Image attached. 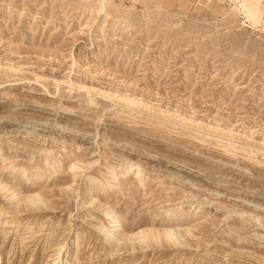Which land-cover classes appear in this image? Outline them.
<instances>
[{
  "label": "rangeland",
  "instance_id": "1",
  "mask_svg": "<svg viewBox=\"0 0 264 264\" xmlns=\"http://www.w3.org/2000/svg\"><path fill=\"white\" fill-rule=\"evenodd\" d=\"M0 264H264V0H0Z\"/></svg>",
  "mask_w": 264,
  "mask_h": 264
},
{
  "label": "bare ground",
  "instance_id": "2",
  "mask_svg": "<svg viewBox=\"0 0 264 264\" xmlns=\"http://www.w3.org/2000/svg\"><path fill=\"white\" fill-rule=\"evenodd\" d=\"M100 3H101V9L105 6V4H103L101 1H100ZM148 123H150V122H148ZM157 124V123H156ZM160 124V123H159ZM151 125V124H150ZM153 125V124H152ZM226 144V143H225ZM230 145H232V144H230ZM227 147V146H226ZM233 147V146H232ZM239 148V147H238ZM99 230L100 231H103L104 230V227L103 226H101V227H99ZM175 230L174 229H167V230H165L164 231V234L166 235V236H168L169 238H171V236H173L175 233Z\"/></svg>",
  "mask_w": 264,
  "mask_h": 264
}]
</instances>
